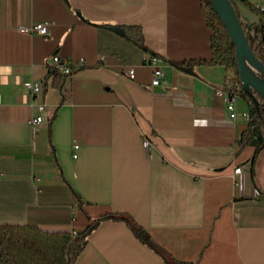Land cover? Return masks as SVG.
I'll return each instance as SVG.
<instances>
[{
    "label": "crops",
    "instance_id": "1",
    "mask_svg": "<svg viewBox=\"0 0 264 264\" xmlns=\"http://www.w3.org/2000/svg\"><path fill=\"white\" fill-rule=\"evenodd\" d=\"M38 22L47 35L19 30ZM132 26L146 49L123 35ZM212 33L201 0H0V224L75 234L125 214L177 260L264 264V148L238 143L249 109L235 94L230 116L234 73L204 62ZM56 54L84 61L63 90ZM154 54L155 86L143 61ZM76 264L164 260L106 219Z\"/></svg>",
    "mask_w": 264,
    "mask_h": 264
},
{
    "label": "trees",
    "instance_id": "2",
    "mask_svg": "<svg viewBox=\"0 0 264 264\" xmlns=\"http://www.w3.org/2000/svg\"><path fill=\"white\" fill-rule=\"evenodd\" d=\"M233 2L240 24L253 53L264 63V10L250 0ZM208 25L212 29V57L204 62L223 65L234 73L229 90L244 98L249 104L247 127L238 143L241 146H254L256 152L264 148V98L256 91L247 90L240 80L236 48L210 0H201ZM123 35L136 45L146 49L140 27L132 26ZM184 63H176L182 67ZM52 85L63 90L66 76L50 69ZM254 93L256 96L254 97ZM67 99V98H66ZM257 100V102L254 101ZM106 219L124 221L136 237L158 253L164 264H194L180 261L160 249L147 231L132 217L125 214H111L94 220L85 230L50 232L35 224H0V264H76L89 242V236Z\"/></svg>",
    "mask_w": 264,
    "mask_h": 264
},
{
    "label": "water",
    "instance_id": "3",
    "mask_svg": "<svg viewBox=\"0 0 264 264\" xmlns=\"http://www.w3.org/2000/svg\"><path fill=\"white\" fill-rule=\"evenodd\" d=\"M217 14L219 15L223 25L225 26L233 45L236 48V56L238 61V71L240 80L247 90L256 91L264 98V63L253 53L244 30L240 24L234 4L237 0H210ZM122 32L119 27L113 28ZM249 64L262 73V77L256 75L248 66ZM257 102L256 99H254Z\"/></svg>",
    "mask_w": 264,
    "mask_h": 264
},
{
    "label": "built area",
    "instance_id": "4",
    "mask_svg": "<svg viewBox=\"0 0 264 264\" xmlns=\"http://www.w3.org/2000/svg\"><path fill=\"white\" fill-rule=\"evenodd\" d=\"M263 9V8H262ZM264 10V9H263ZM19 30L25 31V32H30V33H39L41 35H47L49 31V24L47 22H38V23H33L30 26L26 25H21L19 27ZM144 64L147 65L148 67L151 68L152 70V85H158L162 82V79L164 77L163 73V63L164 60L161 56L159 55H146L143 59ZM84 64L83 59H80L79 61H69L66 60L62 57H60L58 54L54 55L52 57V60L50 62V68L55 69L62 74H64L66 77H70L73 75L76 69L79 68L80 65ZM121 72L124 73L126 76H128L130 79H135L136 78V69L131 66H122L121 67ZM29 90H31L32 94L36 96L41 90L42 87L38 84L35 83H26L25 85ZM218 94H223L225 91L223 89H218L216 90ZM234 98L235 94H228L227 95V102H228V109L230 111V116L232 118H235L237 113H236V107L234 104ZM42 110L44 109V106L40 107ZM245 119L247 120L249 117V113L246 112L244 114ZM42 116H38L36 118H33L31 121L32 123H39L42 121ZM144 144L146 146L149 145V142L145 140ZM241 170L240 167H237L235 169V173H239Z\"/></svg>",
    "mask_w": 264,
    "mask_h": 264
},
{
    "label": "rangeland",
    "instance_id": "5",
    "mask_svg": "<svg viewBox=\"0 0 264 264\" xmlns=\"http://www.w3.org/2000/svg\"><path fill=\"white\" fill-rule=\"evenodd\" d=\"M252 90V89H251ZM254 91V90H253ZM256 96V94L254 93V97ZM238 97H239V101H240V103H242L243 104V106L245 107V108H248L249 109V104H248V102L244 99V98H242L241 96H239L238 95Z\"/></svg>",
    "mask_w": 264,
    "mask_h": 264
},
{
    "label": "bare ground",
    "instance_id": "6",
    "mask_svg": "<svg viewBox=\"0 0 264 264\" xmlns=\"http://www.w3.org/2000/svg\"><path fill=\"white\" fill-rule=\"evenodd\" d=\"M247 64H248V66H250L251 70H252L256 75L262 77V76H261L262 73H260L258 70H256L255 68H253V67L249 64L248 61H247Z\"/></svg>",
    "mask_w": 264,
    "mask_h": 264
}]
</instances>
